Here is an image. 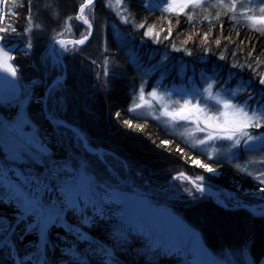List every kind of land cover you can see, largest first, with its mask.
<instances>
[{
    "label": "snow or ice",
    "instance_id": "snow-or-ice-1",
    "mask_svg": "<svg viewBox=\"0 0 264 264\" xmlns=\"http://www.w3.org/2000/svg\"><path fill=\"white\" fill-rule=\"evenodd\" d=\"M251 3L252 0H143L141 6L149 12L156 10L177 17L183 15L188 21L200 15L209 21V31L202 33V40L207 43L209 32L215 27L211 23L213 17L219 21L222 16H227L236 24L243 18L253 31L264 35V0L257 5L259 15L253 14L254 8L248 6ZM17 5L18 0H11V3L10 0H0V72L5 73L0 77V106L18 109L13 117L0 118V151L3 154V161L0 162V208L13 210L11 218L0 215V237H3L0 239V249H7L0 264H5V261L8 264H164L169 260H174L176 264H226L205 247L194 227L161 202V196L165 201L175 199L174 194L168 195L172 186L144 190L132 178L131 165L126 159L105 152L99 146H92L90 137L79 126L64 118L69 100L60 76L53 80L43 96H34L30 87L19 82L20 69L13 55L15 48L9 45L13 37L18 38L21 34L9 22V17L19 19ZM9 6L11 11L8 10ZM93 6L94 0H83L75 17H67L69 21H82L86 27L79 39L57 41L64 52L78 54L76 46L85 45L93 35L94 22L85 15V10ZM53 7L51 3L43 5L49 14ZM107 7H115L120 19L125 24L129 23L124 0H108ZM36 8L35 17L29 11L26 17L28 26L22 29V33L45 32L42 20L35 23L41 16V6L36 5ZM55 18L59 20L58 14ZM132 24L137 29L145 28L144 22L136 23L133 20ZM171 24L172 21L168 20L169 35L172 32ZM63 27L68 29L67 22ZM56 35L62 36L63 33ZM144 36L160 42L155 25L148 26ZM215 43L219 45L220 39H215ZM68 45L73 47L69 48ZM25 47L31 49L33 45L28 42ZM172 47L175 48V44ZM248 55L251 56V52ZM220 59L227 57L222 55ZM133 62L136 63V60L133 59ZM108 63L105 57L102 61L104 76H109ZM59 64L58 55L54 56L53 65ZM262 65L264 59L260 57H253L252 62L246 60L243 64L236 62L232 65L233 68L252 70V78L243 82L242 89L228 87V80L216 72L211 77L201 73L203 86L189 81L185 86L175 87L171 91L161 82L153 83L146 92L147 81H142L138 92L136 88L132 90L134 98L129 113L146 109L156 121L163 117L166 123L173 126L185 122L189 126L184 128L181 135L191 138L193 149L211 147V154L216 155L220 149L215 144L226 143L229 162L238 160L242 154L262 153L264 72L258 70ZM137 67L142 66L137 63ZM116 76L117 73L111 74L112 79ZM231 76L229 73V79ZM103 86L107 88L108 81ZM241 90L246 93L244 99L238 95ZM173 95L176 99H172ZM30 102L40 105L39 112L26 110ZM157 111L159 115H156ZM116 116L119 117L120 112ZM41 117L50 125V130L43 133L38 126ZM124 125L143 128L142 125H134L131 120H124ZM197 134L201 136L198 138ZM162 143L167 146L170 141ZM79 148H83L86 154L79 152ZM89 156H94L96 162ZM109 157L119 161L120 170L113 167ZM193 163L209 173L216 172L210 164L195 159ZM257 163L264 166V159L258 161L254 155H248L243 167L237 163L235 168L264 184V171L249 172V167ZM172 179H183L192 185L191 188L178 190L188 193L193 201L201 197L210 198L226 208L236 209L250 207L242 199L243 195H253L264 201V187L238 194L239 188L235 192L213 190L204 176L193 179L178 172ZM222 192L226 193L224 199L221 198ZM252 211L254 215H264V210L259 213L254 209ZM84 226L89 230L100 229L105 242L84 231ZM53 230L55 239L52 238ZM17 232L19 235L14 243L12 237ZM33 234L36 239L28 240V236ZM69 236L75 238L71 244ZM83 241H87V247L80 252L77 242ZM21 247L24 249L23 255ZM230 255L236 256L238 253ZM227 264H237V261L229 259Z\"/></svg>",
    "mask_w": 264,
    "mask_h": 264
},
{
    "label": "trees",
    "instance_id": "trees-1",
    "mask_svg": "<svg viewBox=\"0 0 264 264\" xmlns=\"http://www.w3.org/2000/svg\"><path fill=\"white\" fill-rule=\"evenodd\" d=\"M82 2L83 0H31L29 7V0H18L19 19L9 17V22L21 33L18 38L13 37L9 41V45L15 48L13 55L16 57V66L20 69L17 78L22 85L32 89L34 96H43L48 85L63 74L62 64L54 66L50 63L48 46L62 38H80L86 25L75 19L69 21L67 17H75ZM142 2L143 0H124V7L129 13L128 24L116 14L115 7H107L108 0H95L94 6L85 10V15L94 22L91 39L83 46H76L78 54L62 53L67 66V77L63 84L69 100L64 118L79 126L90 137L92 146L116 153L118 157L126 159L132 168L154 178L156 185L151 189H159L161 186L166 188L170 178L181 170L192 177L199 172H207L195 165L194 159L216 169L217 176H210L215 184V187L211 184L214 189H235L240 186L242 190H257L264 187V184L235 168L237 163L243 167L248 155H254L258 161L264 159V152L242 154L238 160L229 162L226 143L215 144L220 149L216 155L211 154V147L193 149L191 138L181 135L184 128L189 126L185 122L173 126L166 123L163 117L156 121L146 109L138 110L135 114L129 113L134 98L132 90L136 88L138 92L142 81H147L146 92L153 83L161 82L171 91L175 87L185 86L189 81L196 86H203L201 73L211 77L216 72L221 78L228 80V87L242 89L243 82L252 78V70L233 68L232 65L236 62L243 64L246 60L252 62L253 57L264 59V35L253 31L251 25L241 19L236 24L227 16H222L219 21L213 17L211 23L215 27L211 28L209 40L205 43L202 33L209 31L208 20L200 15L195 20L188 21L183 15L177 17L156 10L149 12L141 6ZM45 3L54 5L51 14L43 8ZM36 5L41 6V16L35 23L42 20L45 32L22 33V29L28 26L26 17L29 11L33 17L36 16ZM8 10H12L11 6ZM57 14L59 20L55 18ZM133 20L136 23L144 22L145 28H134ZM168 20L172 21L170 35L167 33ZM65 22L68 24L67 30L63 27ZM151 25H155L159 32V43L144 36L147 27ZM161 28L164 30L160 31ZM58 32L63 35H56ZM165 36L168 38L164 39ZM215 39H220L221 43L217 45ZM28 42L33 45L31 49L25 47ZM173 44L175 48L172 47ZM249 52L251 56L248 55ZM233 53L236 55L233 56ZM222 55L227 59L221 60ZM105 57L109 60V76L103 75L102 61ZM165 57L168 59L165 60ZM137 63L142 67L138 68ZM258 70L264 72V65ZM112 73H117L115 79L111 78ZM229 73L232 74L231 79ZM33 81L39 83L34 84ZM105 81H108L107 88L103 86ZM238 95L241 99L246 97L243 90ZM172 99H176L175 95ZM26 110L37 113L40 105L30 102ZM117 112H120L119 117L116 116ZM156 113L158 115L159 112ZM124 120H131L134 125H142L143 128L127 127ZM38 125L42 131L50 130L48 121L42 117ZM200 136L201 134H197L198 138ZM163 141H170V144L165 146ZM252 171H264V166L257 163L249 167V172ZM135 181L150 189L141 180ZM170 186L168 194H181L178 189L182 186L192 187L183 179L172 180ZM162 197L159 199L165 203ZM187 198L191 199L184 196L175 202L180 214L200 231L205 243L217 254L225 246L241 245L243 241H247L255 261L264 255L263 216H255L246 209H226L210 198L201 197L197 201Z\"/></svg>",
    "mask_w": 264,
    "mask_h": 264
},
{
    "label": "rangeland",
    "instance_id": "rangeland-1",
    "mask_svg": "<svg viewBox=\"0 0 264 264\" xmlns=\"http://www.w3.org/2000/svg\"><path fill=\"white\" fill-rule=\"evenodd\" d=\"M259 2H260V0H252V3L248 5L249 7H253L254 8L253 14H256V15H259L260 14L259 13V9L257 7V5L259 4ZM196 11L199 13L200 10L197 9ZM241 20L245 21L243 18H241ZM60 46L61 45L58 44V43H54V44L48 46V51H47L48 54L47 53L46 54L50 56L49 57L50 63H53L54 56H57L58 55L57 54V51H58V48ZM69 46L72 47V45H69ZM60 53H61V56L63 57V54L62 53H64V51H63V48L62 47L60 48ZM46 54H44L45 57H46ZM4 75H5V73L0 72V77H3ZM17 111H18V109H16V108L8 109V108H4L3 106H0V118H11V117H13L15 115V113ZM156 115H157V113H156ZM158 115H159V113H158ZM42 133H43V131H42ZM100 148H102V147H100ZM102 149L105 152H109V151H107L104 148H102ZM78 151L81 152L82 154H86L85 153V150L83 148H79ZM111 153H114V152H111ZM114 154L116 155V153H114ZM89 159H91L94 163L96 162V159L93 158V156H89ZM108 159H109V162L113 165L114 168H116L117 170H120L119 161L113 160L111 157H109ZM2 161H3V154H2V151H0V162H2ZM180 172L185 173V171H183V170H181ZM131 173H132V178L133 179H136L137 181L141 180L142 183L145 186H148L150 189L153 188V187H155V185H156L155 179L154 178H151L150 176H146L145 174L141 173L140 170H138L137 168L135 169V167H133V168L131 167ZM185 174H187V173H185ZM196 176H204L206 183L208 185H211L212 184L215 187V184L210 179V176L216 177L217 176V172H215V173L199 172L197 175H194V177H192V178L194 179ZM170 185H171V182H169L168 187ZM142 188L144 190H148V188H144V186ZM179 188H183V186L182 187H179ZM237 188H239L238 194L256 191V189L242 190L240 188V186H237L235 189L234 188L233 189L228 188L227 190L229 192H235V191H237ZM173 194L175 195V199L165 201L164 197H162V200L165 202L166 206L170 209V211H172L175 215H177V216H179L180 218L183 219V217L179 214L180 213L179 210H178L179 208L177 207V205L175 204V202H177L178 200H181L182 198H184V196H187V197H190V196L188 195V193L182 192V191H181V194L170 193L168 195H173ZM221 198L222 199L226 198V193H223L222 192L221 193ZM187 199H189V198H187ZM242 199L250 206L249 208H250L251 211H252V209H254L255 212H260V211L264 210V201L259 200L257 197H255L253 195H243L242 196ZM189 200L192 201V199H189ZM6 210L13 211L11 208H7ZM8 215H10V213L4 214V216H8ZM84 229L86 230L87 228L84 227ZM87 230H89V229H87ZM93 230H98V229H93ZM101 235L102 234H100V232H99V236H101ZM31 237H32V235H29L28 236V239L31 238ZM97 239L100 240V237L97 236ZM245 245H247V247H245ZM209 250L212 252L211 249H209ZM220 253L217 254L215 252V254L214 253L213 254L217 257V259H220V260L225 261L226 264H227V261L229 259H235L237 261V264H264V255L261 256V257H259V259L257 261L254 260V258L252 257V252L250 250V244L247 241H243V243L241 245L225 246V247L221 248ZM230 253H238V255L231 256ZM128 259L130 261V257Z\"/></svg>",
    "mask_w": 264,
    "mask_h": 264
},
{
    "label": "bare ground",
    "instance_id": "bare-ground-1",
    "mask_svg": "<svg viewBox=\"0 0 264 264\" xmlns=\"http://www.w3.org/2000/svg\"><path fill=\"white\" fill-rule=\"evenodd\" d=\"M7 208H0V215H2V216H4V214H7V213H10V215H8V216H6V217H9V218H11L12 217V215H13V211H9V210H6ZM21 228L23 227V225H21L20 226ZM84 227H86V226H84ZM87 228V227H86ZM84 231H88L89 232V234L90 235H92L94 238H96L97 239V236L98 237H100V240H102L103 242H105V237H104V233L100 230V229H98V230H85V229H83ZM100 230V231H99ZM197 231V230H196ZM53 234H52V238L53 239H55V230H53ZM99 232H100V234H102L101 236H99ZM199 232V231H198ZM19 235V232H17L16 233V235H14L13 237H12V240H13V242L15 243V242H17L16 241V236H18ZM201 236V235H200ZM0 239H3V237H0ZM36 239V237H35V235L33 234L32 235V237L31 238H29L28 240H35ZM201 239H202V237H201ZM68 241H69V244H71L72 242H74L75 241V238L73 237V236H69L68 237ZM202 242H203V239H202ZM78 243V245H79V247H78V251H80V252H83V250L87 247V241H83V242H77ZM204 243V242H203ZM205 245V244H204ZM206 247V246H205ZM206 248H208V247H206ZM32 250H34V249H29V251H32ZM208 250H209V248H208ZM20 251H21V255H23V253H24V249H23V247H21V249H20ZM210 251V250H209ZM6 252H7V249H0V259H3V257H4V255L6 254ZM211 252V251H210ZM214 255V254H213ZM57 256H59V252H57ZM131 259V258H130ZM5 264H8V262L7 261H5ZM164 264H176V262L174 261V260H169V261H165L164 262Z\"/></svg>",
    "mask_w": 264,
    "mask_h": 264
},
{
    "label": "water",
    "instance_id": "water-1",
    "mask_svg": "<svg viewBox=\"0 0 264 264\" xmlns=\"http://www.w3.org/2000/svg\"><path fill=\"white\" fill-rule=\"evenodd\" d=\"M95 1V0H94ZM94 31V30H93ZM92 37V36H91ZM89 37V39L91 38ZM58 56H59V59L61 60L62 64H63V67H64V75L63 76H60L62 80H65L66 79V75H67V67H66V63L65 61L63 60V58L61 57L60 55V47L58 48ZM53 82V81H52ZM52 82L50 83V85H52ZM250 210V208H247ZM261 212V211H260ZM256 213H259V212H256Z\"/></svg>",
    "mask_w": 264,
    "mask_h": 264
}]
</instances>
